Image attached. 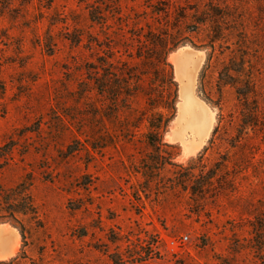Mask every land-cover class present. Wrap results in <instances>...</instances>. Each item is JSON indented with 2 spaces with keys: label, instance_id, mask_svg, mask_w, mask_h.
<instances>
[{
  "label": "rangeland",
  "instance_id": "374dc122",
  "mask_svg": "<svg viewBox=\"0 0 264 264\" xmlns=\"http://www.w3.org/2000/svg\"><path fill=\"white\" fill-rule=\"evenodd\" d=\"M185 49L215 118L189 156L170 141ZM236 59L258 86L241 141ZM20 188L38 214L17 215L27 245L0 219L20 235L0 264H264V0H0V218Z\"/></svg>",
  "mask_w": 264,
  "mask_h": 264
},
{
  "label": "bare ground",
  "instance_id": "6f19581e",
  "mask_svg": "<svg viewBox=\"0 0 264 264\" xmlns=\"http://www.w3.org/2000/svg\"><path fill=\"white\" fill-rule=\"evenodd\" d=\"M203 60V54L185 49L175 61L181 85V103L170 141H181L186 156L194 154L203 146L215 120L211 109L196 94L197 73ZM19 245L20 235L7 225L0 226V259L14 255Z\"/></svg>",
  "mask_w": 264,
  "mask_h": 264
},
{
  "label": "trees",
  "instance_id": "16d2710c",
  "mask_svg": "<svg viewBox=\"0 0 264 264\" xmlns=\"http://www.w3.org/2000/svg\"><path fill=\"white\" fill-rule=\"evenodd\" d=\"M212 17V16H211ZM211 19V18H210ZM201 23H205V21H201ZM218 24L212 26L214 28L215 35L212 36L211 40L212 43H215L219 40V30H218ZM213 30V29H212ZM246 66L245 61H238L232 60V62L227 63L225 65L224 71H223V77L225 79L226 85L232 86L237 94V97L239 99L240 103V123L237 127L236 136L232 137L231 140H237L241 141L243 137L248 135L249 130L254 128L253 121H251V116H256L257 112L252 110V107H250L252 102H256L255 98H258V86L256 83V77L246 75ZM164 122L162 120H159V122H156L153 120L151 122L152 131L148 135V139L151 142V144L155 145L156 143H162L163 137H162V129L164 128ZM229 131L227 129V121L226 117L223 114H219L218 119V125L216 126L213 138L211 139V143L215 144L216 137L220 135L225 136L228 135ZM223 138V137H222ZM168 146V145H167ZM236 147V146H233ZM225 166V164H223ZM156 168H152L154 170ZM222 169H226L225 167H222ZM154 172V171H152ZM20 190V191H19ZM15 190L14 196L15 199L18 201V203L15 205L13 204V208H10V211L8 212V216H4L0 219H11L12 224L17 226V228L20 229L24 244H28V235H31V229L33 227L28 226L26 223L21 221L18 218V214H22L24 216H36L38 214L37 207L32 199V196L27 192V190L19 189ZM194 190V194H196V197H200L201 194H204L207 191V187L204 186L201 188V191ZM8 197H11L8 195ZM6 203L10 201L11 199L6 198Z\"/></svg>",
  "mask_w": 264,
  "mask_h": 264
},
{
  "label": "water",
  "instance_id": "95a60500",
  "mask_svg": "<svg viewBox=\"0 0 264 264\" xmlns=\"http://www.w3.org/2000/svg\"><path fill=\"white\" fill-rule=\"evenodd\" d=\"M190 50V49H189ZM187 51V50H186ZM183 52V50L182 51H180L177 55H176V57H175V61L177 60V57L180 55V53H182Z\"/></svg>",
  "mask_w": 264,
  "mask_h": 264
}]
</instances>
